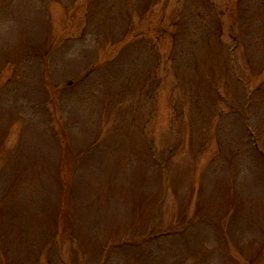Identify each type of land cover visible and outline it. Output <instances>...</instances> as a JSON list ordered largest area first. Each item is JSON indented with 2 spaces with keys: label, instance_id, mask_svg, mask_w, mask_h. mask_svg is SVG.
Segmentation results:
<instances>
[{
  "label": "rangeland",
  "instance_id": "rangeland-1",
  "mask_svg": "<svg viewBox=\"0 0 264 264\" xmlns=\"http://www.w3.org/2000/svg\"><path fill=\"white\" fill-rule=\"evenodd\" d=\"M0 264H264V0H0Z\"/></svg>",
  "mask_w": 264,
  "mask_h": 264
}]
</instances>
